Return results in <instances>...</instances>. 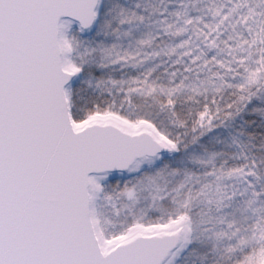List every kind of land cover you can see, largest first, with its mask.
Listing matches in <instances>:
<instances>
[{
  "label": "snow or ice",
  "instance_id": "snow-or-ice-1",
  "mask_svg": "<svg viewBox=\"0 0 264 264\" xmlns=\"http://www.w3.org/2000/svg\"><path fill=\"white\" fill-rule=\"evenodd\" d=\"M0 264H264V0H0Z\"/></svg>",
  "mask_w": 264,
  "mask_h": 264
}]
</instances>
